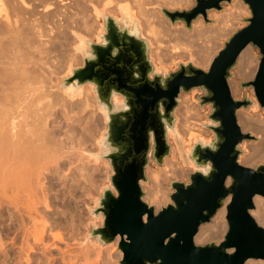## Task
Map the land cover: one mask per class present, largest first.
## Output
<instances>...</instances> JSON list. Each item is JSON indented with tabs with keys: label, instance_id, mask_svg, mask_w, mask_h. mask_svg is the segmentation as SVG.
Returning a JSON list of instances; mask_svg holds the SVG:
<instances>
[{
	"label": "water",
	"instance_id": "1",
	"mask_svg": "<svg viewBox=\"0 0 264 264\" xmlns=\"http://www.w3.org/2000/svg\"><path fill=\"white\" fill-rule=\"evenodd\" d=\"M231 1L194 0L187 9L158 7L172 25L184 23L192 30L200 17L206 25L214 23L208 12ZM240 1L250 13L243 18L246 25L228 37L207 69L189 60L177 62L174 70H158L138 22L104 13L100 39L86 41L80 51L83 64L61 79L63 89L90 84L105 120L97 157L107 160L112 173L110 185L90 209L103 223L90 224L88 237L100 245L118 237V264H244L250 258L264 259V227L251 215L254 196L264 197V162L255 167L240 162L243 141H258L259 136L244 131L237 116L252 106L264 110V0ZM248 45L257 47L261 57L253 79L240 80L239 86L252 88L254 97L237 98L229 80ZM196 89L202 91L199 105L210 107L207 122L200 125L212 136L192 143L189 182L172 180L171 202L156 211L143 200L141 182L147 181L151 160L161 166L171 154L168 138L176 126L181 94ZM227 197L223 239L196 244L199 227Z\"/></svg>",
	"mask_w": 264,
	"mask_h": 264
},
{
	"label": "bare ground",
	"instance_id": "2",
	"mask_svg": "<svg viewBox=\"0 0 264 264\" xmlns=\"http://www.w3.org/2000/svg\"><path fill=\"white\" fill-rule=\"evenodd\" d=\"M231 2L225 10L209 13V17L218 22L217 25L204 26L198 18L194 22V29L189 31L182 23L171 28L167 20L157 17L159 11L152 6L164 4L169 9L182 8L192 5L193 0H0V264H57V259L54 260L52 254L55 250L50 247L60 249L57 242L62 236L58 230H54L60 223L66 222H61L65 210L73 207L70 206L71 202L65 206L68 204L66 202L64 207L59 204V200L62 202L64 197L68 200L70 197L78 199L80 195L82 197L79 199H83L82 194L89 193L92 188L88 168L89 163L92 160L95 162L98 157L84 148V145L89 139L96 137L98 130L102 128L98 124L99 120L93 124L90 118L92 113L86 112L88 108H93L92 112L96 110L92 86H69L64 88V95L58 91L56 94L51 92L53 81L50 77L60 63H81V57L75 52L70 53L68 47L75 41V51H83L88 40L85 35L98 41L102 30L99 17L109 12L114 13L118 20L122 17L130 22L136 20L141 33L152 36L150 38L148 35L147 38L155 40L150 54L154 56L156 63L164 62L167 65L166 61L171 57L166 60V55L179 56L181 53H177L178 49L189 48L191 50L188 56L194 57L195 64L207 67L219 41L242 26L234 20L240 14L248 15L242 1ZM160 33L161 37H158L161 40L167 39L168 45L164 40L159 42L157 35ZM167 47L168 54L164 51ZM55 56L60 57L59 61ZM258 64L257 52L251 45L246 46L240 52L236 63L235 73L238 79L251 78ZM71 68L68 67V74ZM230 87L235 91L236 82L232 81ZM185 98L183 97L184 102L177 109L181 121L170 131L174 146L171 147V155L165 158L166 167L147 169L148 179L157 182H152L157 185L153 188L144 186L147 187L145 199L149 205H158L162 199L161 194L164 191L160 190V194L158 190L161 188H158L159 179L186 176L184 173L187 168L182 167L180 162L194 166L188 156L192 145L190 143L197 139L207 140L201 133L200 124L192 122L195 118L200 119V111L191 98ZM115 99L120 100L118 97ZM99 110L101 111L100 107ZM86 113L89 120L86 119L85 123L90 121V124L77 127L79 120L83 121L86 117ZM248 114L238 113L241 128L262 136L257 145L247 146L249 153L242 161L250 166L264 158V114ZM61 119L64 129H57ZM100 139L97 140L98 144ZM190 170L193 171L194 168ZM75 188L81 189L83 193L78 195ZM228 201L229 197L214 214L211 224L203 223L199 227L194 237L196 243L208 240L218 243L222 240L226 230L225 213ZM253 202L255 209L251 210V215L255 216L258 224H264V197L255 195ZM39 205H44L46 210L50 208L53 217ZM71 216L67 222L70 226L65 223L69 226L68 231L72 232H67L70 241L73 240L72 235L74 237L75 232V228L71 230L74 227V224H70L73 222H69ZM118 242L117 237L114 243ZM67 245L65 248L69 247ZM80 247L79 252L82 254H77L78 249L75 248L76 254L73 251L72 255L67 250L68 256L65 251L61 252L65 248H61V260L58 264H92L90 260H93L94 255L96 259L98 253H94L90 259L93 252L88 254V250H85L87 246ZM244 264H264V260L250 258Z\"/></svg>",
	"mask_w": 264,
	"mask_h": 264
},
{
	"label": "rangeland",
	"instance_id": "3",
	"mask_svg": "<svg viewBox=\"0 0 264 264\" xmlns=\"http://www.w3.org/2000/svg\"><path fill=\"white\" fill-rule=\"evenodd\" d=\"M231 3L232 2H230V3H222L221 5H222V8H221V10H225L226 9V7L228 6V5H231ZM242 3V5L245 7V9H246V11L248 12V15H245V14H240L234 21H235V23H237V24H240V25H242L241 27H243V26H245L246 25V23L245 22H243V18H246V17H249L250 16V13H249V11H248V9H247V7H246V5L243 3V2H241ZM194 4V0H193V3H192V5ZM158 5H162V6H165L164 4H155V5H153L152 7L154 8V9H156V10H158L159 12H158V14H157V17H162V18H164L165 20H167V22L169 23V25H170V27L171 28H174L175 26H176V24H174V25H172L171 24V22L163 15V14H161V12H160V10H159V7H158ZM192 5H190V6H187V7H182V8H173V9H187V8H189V7H191ZM169 9V8H168ZM212 11H218V10H211V11H209L208 12V14H207V16H208V18L209 19H211V17H209V13H211ZM107 13V12H106ZM108 14H114V13H109L108 12ZM114 16H115V14H114ZM156 17V18H157ZM138 18V17H137ZM155 18V19H156ZM99 19L101 20V22L103 23V19H102V16L101 17H99ZM200 19H201V22H202V24L204 25V26H210V25H213V26H215V25H217V21L216 20H214L213 18H212V20H214V23H209V24H204L203 23V20H202V18L200 17ZM156 20H159V19H156ZM162 22V21H161ZM162 23H164V22H162ZM183 24V26H184V28L186 29V27H185V25H184V23H182ZM163 26H165V23L163 24ZM241 27H238L237 29H239V28H241ZM100 28H101V25H100ZM193 29H194V23H193ZM236 29V30H237ZM186 30H188V29H186ZM235 30V31H236ZM100 31H102V30H100ZM159 31H161V29H159ZM190 31V30H189ZM162 32V31H161ZM234 32V31H233ZM232 32V33H233ZM231 33V34H232ZM161 34L162 33H160V34H158L157 35V38H158V40H159V42L161 43V42H163V40L167 43V39L165 40L164 38H162V40H161V38H159L158 36L160 35V37H161ZM230 34V35H231ZM85 35V34H84ZM149 35V34H148ZM147 34L145 35L144 33H143V36L144 37H146L147 38V36H148ZM230 35H228L227 37H225L224 39H221L220 41H219V46L218 47H216L215 49H214V51H213V55H212V59H213V57L216 55V52L219 50V49H221L222 47H223V45H224V42L225 41H227V39H228V37L230 36ZM89 40H91V41H95V38H92V37H90V36H87V35H85ZM96 37V36H95ZM148 37H152V36H148ZM163 37V36H162ZM150 38H147L148 40H149V42H151V44L154 42L155 43V40H151ZM166 38V37H165ZM153 39V38H152ZM151 40V41H150ZM159 43V44H160ZM165 43V44H166ZM163 44V47H164V43H162ZM161 44V45H162ZM74 45H75V41L71 44V46H69L68 48H69V52L71 53V52H75L76 53V55L78 54L80 57H81V63H77V64H74L73 65V63H71V62H69V63H64L62 60H61V62H63V65H62V63H60L59 64V66L55 69V72L51 75V77H50V79L54 82H52L51 80V82H52V88H51V92H55V94H56V92L58 91L61 95H64V89L63 88H61L60 87V83H61V79H62V77L63 76H66L67 74H68V72H67V69H68V67H77V66H80V65H82L83 64V57H82V54L80 53V52H78V51H75V49H74ZM166 45H168V43L166 44ZM155 45L154 44H152L151 45V48L152 47H154ZM252 46V45H251ZM71 47V48H70ZM162 46H161V50H163L164 48H163ZM252 48L257 52V54H258V58H259V60H260V53H259V50H258V48L257 47H255V46H252ZM167 49H169L168 47L164 50V51H166V53L168 52L167 51ZM190 50L191 49H178L177 51V53H181V55H183V56H181V55H179V54H177V55H179V56H174V54H169L168 56L166 55V60L169 58V56L171 57L170 58V60H169V62L171 63V65H170V63L168 62V60L166 61L167 63V65H170V66H167V65H165L164 64V62L163 63H156L155 62V58H154V56L152 55V54H150V56H151V58H152V60H153V63H154V65H155V67L158 69V70H160L161 68H163L165 71H169V70H174L176 67H177V62H187V61H189V60H191L194 64H195V62H194V57H192V56H188V53L190 52ZM173 52V51H172ZM150 53H151V51H150ZM169 53H171V52H169ZM173 53H176V52H173ZM74 54V53H73ZM168 54V53H167ZM176 55V54H175ZM188 56V57H187ZM56 57V56H55ZM59 56H57L56 57V60H58V59H60V57L58 58ZM52 59H54V58H52ZM173 59V60H172ZM176 59V60H175ZM212 59H211V61H212ZM175 60V61H174ZM59 61V60H58ZM211 61L209 62V64L207 65V67H203V66H201V65H199V64H197L196 63V65H198V66H200V67H202V68H205V69H207L208 68V66L210 65V63H211ZM65 64V65H64ZM164 65V66H163ZM236 68V67H235ZM235 68L232 70V73H233V76L231 77V79L229 80V86H230V83L232 82V81H234V82H236V84H237V89L235 90V91H233L232 89H231V87H230V89H231V92L233 93V96L234 97H237V98H242L243 96H248V97H254V92H253V89L252 88H241L240 86H239V81L240 80H249V79H253V76L251 77V78H248V79H243V78H239L238 79V77H237V75H236V73H235ZM53 78V79H52ZM56 78V79H55ZM58 78V79H57ZM234 79V80H233ZM237 80V81H236ZM56 81V82H55ZM50 82V83H51ZM85 85H87V86H89V84H85ZM252 90V91H251ZM238 91V92H237ZM57 92V93H58ZM92 93H93V95H94V100H95V111H93L92 112V110H93V108L92 109H87V111L86 112H88L89 114L90 113H92V114H90V118L92 119V121H93V124H95V123H97L98 121L97 120H99V123L98 124H100L101 125V129H99L98 130V132H97V135H96V137H94L93 139L91 138V139H89V141L84 145V148H86L87 150H89V152H91V153H93V154H99L100 152H101V149H100V146H99V144H98V142H97V140L98 139H100V137L103 135V132L105 131V120H104V117H103V115H102V113H101V111L99 110V106H98V104H97V100H96V97H95V94H94V92L92 91ZM202 94V91L201 90H199V89H196V90H192V91H190V92H187V93H182L181 95V98H180V102H179V105L181 104L182 105V101L184 102V100H183V97L185 98V97H187V98H191L192 99V101H194L195 102V105L197 106V108H198V110L200 111V119H199V117L198 118H193V119H191V120H193L192 122H195L196 124H201V123H206L207 122V114L210 112V107H209V105H203V106H200L199 105V96ZM186 99V98H185ZM178 105V107H181V106H179ZM177 107V109H179ZM57 108H59V109H61L62 107H59V106H57ZM176 109V111H175V115H176V117H177V122H176V124H179V122L181 121V116L177 113V110ZM241 112H243V113H245V114H248V113H258V112H262L263 114H264V110L263 109H260L258 106H252V107H250V108H248L247 110H241L240 112H238V113H241ZM88 113H86V117L83 119V121L81 120H79V122H78V125H77V127H85V126H87L88 125V123L90 122H87L86 121V123H87V125H86V123H85V120L87 119V120H89V115H87ZM248 115H250V114H248ZM60 116V115H59ZM88 117V118H87ZM93 117V118H92ZM195 117H197V116H195ZM96 119V122H94V120ZM101 121V122H100ZM85 124H84V123ZM82 123H83V125L84 126H82ZM240 123V122H239ZM90 124V123H89ZM92 124V122H91V125H93ZM241 125V124H240ZM58 126V128L57 129H59L60 127H62L63 129H64V122H62V119H61V124L59 125H57ZM201 126V125H200ZM200 130H201V133H202V135L206 138V139H209V138H211V136H212V133L209 131V130H207L206 128H204V127H202L201 126V128H200ZM244 131H251V130H244ZM253 134H255V135H257V136H259V140L258 141H254V140H245V141H243V143H242V149L245 151V154L244 155H242L241 157H240V162L243 164V165H245V166H248V165H246V164H244L243 163V159L248 155V153H249V147H247L248 145L250 146L251 144L252 145H257L256 143H259L260 141H261V139H262V136L259 134V133H256V132H253V131H251ZM94 140V141H93ZM168 140H169V143L171 144V147L172 146H174L173 145V140H172V138H171V136H169V138H168ZM193 143V142H192ZM192 143H190V144H192ZM172 149V148H171ZM171 155V154H170ZM169 155V156H170ZM246 155V156H245ZM168 156V157H169ZM94 157H90V159H93ZM166 158V157H165ZM101 161V162H100ZM260 162H264V158L262 159V160H260V161H258V162H256V163H254V164H252V165H250L249 167H255L258 163H260ZM180 165L182 166V167H184L185 168V166H186V170H185V173L184 174H186V176L184 175V177L182 176V177H180V178H170V177H167V178H165V177H163V178H161V179H163L164 180V178H165V180L163 181V180H160L159 179V184H158V188L159 187H161V188H159L158 190H159V192H160V190H162V191H164L163 193L162 192H160V194L162 195L161 197H162V199L159 201V203H158V205L156 204V203H151L150 205H152L154 208H155V210L156 211H158L162 206H166L168 203H170L171 202V200H170V194L173 192V190H172V188H171V186H170V182L172 181V180H180V181H184V182H189V174L192 172V170H190V169H192L193 167L191 166V165H189V164H182L181 162H180ZM90 166H91V168H90ZM99 166V167H98ZM148 167L149 168H160V167H162V168H164V167H166L165 166V159L163 160V165H161V166H159V165H157L153 160H151L150 161V163H149V165L146 167V175H147V169H148ZM94 168H95V170H94ZM189 168V169H188ZM88 169H90L89 170V172L91 173V177H89L88 176V178H91V182H92V188H91V191H89V193H84V194H82V195H84L83 196V199H79L80 197H82L80 194L81 193H83V192H81L82 190L81 189H78V188H75V189H77V190H74L75 192L77 191V194L78 195H80L79 196V198L77 199V198H73V197H70L69 198V200H68V198H66V197H64L62 200V202H61V199L59 200V204L60 205H62L63 204V206L66 204V202L68 203V204H66L65 206H67V205H69V203L71 202V204L72 205H70V206H73V207H71V208H73L72 209V212H71V208L69 209H66L65 211V213H64V215L62 216V219H61V222L63 221V222H65L66 224H68L67 222H68V219H70V217L69 216H73V218H72V216H71V220H69V222H73V223H70V224H74V227H71V230H72V228L74 229L75 228V232H74V237H73V235H72V239L73 240H69V238H68V236H67V234L68 233H70L69 231H68V229H69V226L67 227L66 226V224L65 223H60L57 227H56V229L54 230V231H56V230H58L57 232H59L61 235L60 236H62V237H60V239H59V241L56 243L57 244V246L61 249V248H65V246L67 245V247L68 248H65L64 250L62 249V251L61 252H63V251H65V254L68 256V254L67 253H69L70 251H71V254L73 255V251H74V253H75V251H76V253L77 252H79L80 250H79V248L81 249V247L80 246H87L86 248H88V249H86L85 248V250H88V251H86V252H89L88 254H90V253H92V254H90L91 255V258L90 259H92V256H93V254L94 253H98V255L96 254V256H97V258L95 259L94 258V256H93V260H90V261H92L93 263L92 264H118V261L121 259V257H122V252H121V250L119 249V247H118V243H114V241L112 242V243H110V244H107V245H100V244H98V243H96L94 240H90L89 239V237H88V230H89V226H90V224H93L95 227H98V226H101L102 225V223H103V221H102V218H95V217H93V215H92V213H91V208H93V207H95V205L97 204V199H98V197H99V195H100V192H101V190L103 189V187H105V186H109L110 185V181H109V177H110V175H111V173H112V169H111V167L108 165V162H107V160L106 159H104V158H97L96 160H95V162L92 160L90 163H89V168ZM107 169V170H106ZM92 170V171H91ZM101 170V171H100ZM111 170V171H110ZM188 170V171H187ZM94 171V172H93ZM106 171V172H105ZM110 171V172H109ZM187 171V172H186ZM89 174V173H88ZM102 175V176H101ZM103 177V178H102ZM106 177V178H105ZM106 180H105V179ZM98 179V180H97ZM104 179V180H103ZM102 180H103V182H102ZM99 181V182H98ZM152 182L154 183V182H156L155 180L153 181V180H149L148 179V177H147V181H145V182H141V186H142V188H143V190L145 191V196L143 197V200L146 198V196H147V190H146V188L144 187L145 185L146 186H148V187H156L155 186V184H152ZM54 183H56V181L54 182ZM101 183V184H100ZM157 183V182H156ZM154 185V186H153ZM160 185V186H159ZM162 185V186H161ZM60 186V185H59ZM58 186V188H60ZM75 187V186H74ZM81 190V191H80ZM74 192V193H75ZM81 192V193H80ZM91 192V193H90ZM76 194V193H75ZM86 194V195H85ZM90 195H92L91 197H89ZM85 196H88V198L87 197H85ZM87 198V199H86ZM76 199V200H75ZM89 199H90V202H89ZM65 200V201H64ZM74 200V201H73ZM87 201V202H86ZM147 204H148V201L145 199L144 200ZM75 204H76V208H75ZM78 205V206H77ZM149 205V204H148ZM149 205V206H150ZM39 206H44V205H39ZM64 206V207H65ZM42 207H40V208H42ZM78 207V208H77ZM44 208V207H43ZM42 208V209H43ZM41 209V210H42ZM50 209V208H49ZM49 209H45L44 208V210H46L47 211V213H49V214H51L50 216H52L53 217V215H52V211L51 210H49ZM52 209V208H51ZM255 209V204H254V208H253V210ZM40 210V209H39ZM70 210V211H69ZM51 212V213H50ZM69 212H71V213H69ZM68 215V216H67ZM67 216V217H66ZM253 216V215H252ZM254 218H255V216H253ZM67 219V220H66ZM79 219H81L82 221H83V223H82V221L80 220L79 221ZM65 220V221H64ZM256 220V219H255ZM79 222H81L80 224H79ZM213 222V220H212V218H211V220L209 221V222H207V223H204V224H211ZM225 222H226V219H225ZM64 224H65V227L67 228H65L64 227ZM262 224V223H261ZM260 224V225H261ZM82 225V226H81ZM61 228H60V227ZM73 226V225H72ZM225 226H226V229H227V224H225ZM262 227H264V224H262L261 225ZM60 228V230H59V228ZM83 227V228H82ZM65 228V229H64ZM67 230V231H66ZM70 230V229H69ZM83 230V231H82ZM226 231V230H225ZM57 232H55V233H57ZM61 232H63V234H66V236L64 235H62V233ZM65 232V233H64ZM68 232V233H67ZM72 233V232H71ZM70 233V234H71ZM80 233H82V235L80 234ZM51 234V233H50ZM70 234H69V236H70ZM80 234V235H79ZM225 234V233H224ZM87 236V237H86ZM64 237H66L65 238V240H63L64 239ZM79 237V238H78ZM68 238V239H67ZM86 239V240H85ZM223 239V238H222ZM69 240V241H68ZM51 241V240H50ZM75 241V242H74ZM79 241V242H78ZM210 241H214V242H216L215 240H208V241H205V242H200V243H196V244H205V243H207V242H210ZM64 242H69V243H64ZM71 242H72V244H71ZM77 242V243H76ZM85 242V243H84ZM74 243V244H73ZM76 243V244H75ZM80 243V244H79ZM65 244V245H64ZM71 246H70V245ZM72 245H74V246H72ZM80 245V246H79ZM56 246V245H55ZM76 246V247H75ZM52 247H54V246H51L50 247V249L52 250L53 249V251H54V253H52V254H54V260L55 259H57L56 260V262H57V264H58V262H60V260H61V254L62 253H60V249H58V248H56L55 247V249L54 248H52ZM77 248L76 250H75V248ZM71 249V250H70ZM73 249V250H72ZM83 249V248H82ZM98 249V250H97ZM69 252H68V251ZM101 250V252L99 253L98 251H100ZM52 251V252H53ZM57 251V252H56ZM58 251H59V253H58ZM67 251V252H66ZM83 251V250H82ZM84 252V251H83ZM57 253H58V255H57ZM75 253V254H76ZM64 254V255H65ZM71 254H69V255H71ZM78 254V253H77ZM79 254H82V252L80 253L79 252ZM120 255V256H119ZM80 256V255H79ZM76 259H77V257H75ZM76 259H74V260H76ZM112 259V260H111ZM102 262H101V261ZM261 260H264V259H261ZM90 261H88V263L90 262ZM59 264H62V263H59Z\"/></svg>",
	"mask_w": 264,
	"mask_h": 264
}]
</instances>
